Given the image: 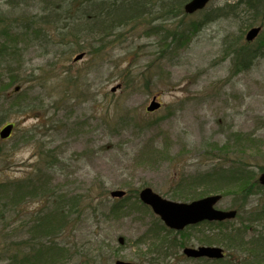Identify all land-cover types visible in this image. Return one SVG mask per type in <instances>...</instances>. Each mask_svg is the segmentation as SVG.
Listing matches in <instances>:
<instances>
[{"label": "rangeland", "instance_id": "374dc122", "mask_svg": "<svg viewBox=\"0 0 264 264\" xmlns=\"http://www.w3.org/2000/svg\"><path fill=\"white\" fill-rule=\"evenodd\" d=\"M236 2L210 0L202 10L166 22L155 9L150 17L144 16L150 22L144 20L133 29L127 25L107 37L108 42L95 38L90 43L80 36L90 52L85 50L77 61L75 53H64L71 38L61 28L62 21L47 31L46 38L53 42L44 37L35 43L19 41L22 55L16 61L25 79L20 84L26 98L43 100V112L40 120L19 111L8 117L16 126L0 142V180L25 174L40 156L53 151L57 162L51 169L52 188L72 197L94 198L93 210L88 208L77 218L74 232L63 241L86 246L80 253L95 264L122 259L136 264H225L197 261L182 253L186 245L208 242L222 246L238 264L247 255L237 247L214 242L220 226L210 230L199 224L182 234L170 232L138 198L140 189L149 187L168 200H195L210 181H194L215 156L250 159L253 169L264 165V17L247 25L251 14L242 2L235 16L226 14L228 5ZM207 11L218 17L202 22L188 42L176 48L166 35L169 27L179 28V19L185 25L201 20ZM35 13L41 11L34 0H0V15L6 19L23 17L29 24ZM150 25H158L159 34ZM257 26L261 31L253 42H246V32ZM61 36L67 44L58 43ZM236 38L240 40L237 46L248 45L257 52L243 69L235 67L229 49ZM45 42L46 47H40ZM155 94L162 105L146 112ZM4 107L7 104L0 97V110ZM238 133L246 140L239 141ZM119 189L127 194L118 206L110 190ZM217 193L216 208L238 210L233 194ZM260 199L264 204V190L251 195L247 210ZM35 203H27L25 212L16 214L12 206L5 208L0 201V235L11 240L29 236L27 216ZM242 219L239 209L236 219L224 225L237 228ZM263 226L261 219L244 238L255 236L259 231L254 229ZM177 239L183 244L177 246ZM80 253H73L69 264H80ZM6 263L3 254L0 264Z\"/></svg>", "mask_w": 264, "mask_h": 264}, {"label": "trees", "instance_id": "16d2710c", "mask_svg": "<svg viewBox=\"0 0 264 264\" xmlns=\"http://www.w3.org/2000/svg\"><path fill=\"white\" fill-rule=\"evenodd\" d=\"M77 1L34 0V4L37 2L41 13L31 16L28 20L29 24L22 19L23 17L13 20L0 15V26L2 27H0V34L3 37L6 36L4 40L0 38V97L7 104V108L4 107L0 110V129L9 122L13 123V129L15 128L16 123L8 120L10 114L15 112L31 114L38 120L43 112L41 105L43 100L38 102L37 98H26L22 89L21 84L24 78L20 74L23 72V68H21V63L16 61L22 55L19 41L35 43L39 38L44 37L46 42H53L48 37L46 38L47 31L50 26H58V23L62 21L61 28L71 38L69 41L71 44L64 53L77 55L83 52L85 55V50L90 52V49L84 44V40L81 41L80 36H83L88 42L95 41V38H98L97 41L100 43H102V39L108 42L107 37L127 25L133 29L134 26L141 25L144 20L150 22L149 18L144 16L150 17L155 9L160 12L158 18L164 22L176 19L181 15L187 16L184 6L188 0H80L76 5ZM241 2L243 6L245 5V10L251 14L249 21H245L247 25L252 26V20L263 17L264 0H237L236 3L228 5L226 14L235 16ZM221 9H225V7ZM223 14L225 15V13ZM213 17L218 16L214 11H207L201 20L191 21L187 25L185 22L183 23L182 19H179L178 22H182L180 26L182 29L179 27L180 29L172 30L169 27L170 30L169 32L167 30L166 35L174 41L177 48L179 44L188 42L189 35L195 33L202 22H208ZM159 28L158 25L149 26L150 30H154V34ZM61 37L58 43L67 44L68 41L63 42L64 36ZM239 41V38L233 39L229 49L234 54L235 67L243 69L252 63L257 52L251 51L248 45L237 46ZM46 42L39 46L46 47ZM42 49L47 52L45 48ZM33 73L31 70L30 75L33 76ZM8 89L11 90L8 91ZM236 136L239 141H245L247 138L240 133ZM6 139L8 138L0 137V142H4ZM215 151L216 149L213 152ZM53 153L50 150L44 156H40L25 174L0 180V201H4L5 208L12 206L16 214H22L26 210L27 203L36 202L37 205L27 216L29 236L11 240L6 234L0 235V238L3 237L2 241L0 239V256L6 255V264H69L72 254L80 253L86 247L77 246L75 241L66 242L63 240L64 237L74 232L77 218L83 216L88 208L93 210L92 201L94 198L91 197L87 200L81 195L72 197L52 188L51 169L55 164L54 160H57ZM208 165L209 168L197 176L194 182L198 181L199 184H204L205 180H208L212 184L209 183V186L196 195L200 197L214 191L224 194L231 193L236 197L234 206L238 210L242 209L241 223L244 229L261 222V219H264L263 199L249 206V210L246 206L251 195L264 190V186L260 185L257 178V172L264 170V165L260 163L257 165V169L250 168L252 165L250 159L246 160L238 156L236 158L215 156ZM217 180L220 184L217 183ZM124 198L125 196L115 199L116 205L119 206V201ZM73 215L75 217H72ZM225 222L228 221L216 223L217 227L220 226L217 242H224L227 246H234L239 250L246 251L247 255L240 259L241 264H252L253 262L263 264L264 226L261 230L255 227L254 230L259 232L255 236H251L250 239H245L242 228L228 229L224 225ZM98 229L99 226L95 231ZM95 235L98 236L97 233ZM203 241L208 240L203 239ZM80 255L82 257L80 264H95L87 255L84 256V253H80ZM220 261L225 264H238L237 259L235 260L231 255H226L225 259Z\"/></svg>", "mask_w": 264, "mask_h": 264}, {"label": "water", "instance_id": "95a60500", "mask_svg": "<svg viewBox=\"0 0 264 264\" xmlns=\"http://www.w3.org/2000/svg\"><path fill=\"white\" fill-rule=\"evenodd\" d=\"M208 0H188L185 3L184 10L187 13H192L202 9L206 6ZM260 27H252L246 32V39L253 40V38L258 34ZM84 55L83 52L76 55L73 59L79 60ZM18 88V87H17ZM115 87L112 89L114 90ZM161 103L156 101V96H153L151 101L148 104L146 110H155L158 109ZM13 128V123L9 122L0 129V137L7 138L11 134ZM261 184L264 185V171L259 175ZM125 191L123 190H111V196L119 197L124 195ZM220 198L219 194L216 195H207L206 197L195 199L192 202H179L171 201L159 196L153 189L149 187H144L140 189L139 199L145 204L149 205L153 211H155L162 220H164L170 227L181 229L185 227L186 224L196 223L202 220H221L228 217H233L236 213L235 210H221L214 208V204ZM119 241H121L119 239ZM184 253L197 256V255H209L211 257L219 258L223 256V251L219 247H205L200 246L197 249L186 248ZM114 264H134L125 260H116Z\"/></svg>", "mask_w": 264, "mask_h": 264}, {"label": "flooded vegetation", "instance_id": "af4514ba", "mask_svg": "<svg viewBox=\"0 0 264 264\" xmlns=\"http://www.w3.org/2000/svg\"><path fill=\"white\" fill-rule=\"evenodd\" d=\"M235 218H229V220L228 221H230V220H234ZM244 220H245V218H244ZM199 224H206L205 225V228H208V229H213V228H216V223L214 222V221H205V222H200V223H198L196 226H198ZM195 226V227H196ZM240 228H242L243 230L242 231H246V230H250V227L249 228H245L244 229V227H242V223H241V225H239V227H237V228H233V229H240ZM203 241V240H202ZM201 244H204V243H201ZM201 244H199V245H201ZM186 258H190V259H194V260H197L198 261V259H200V260H204L205 261V257H201V256H193V255H189V254H187V255H184ZM207 259V258H206ZM212 261V260H215V259H211V258H208V260H206V262H209V261ZM136 264V263H135Z\"/></svg>", "mask_w": 264, "mask_h": 264}]
</instances>
